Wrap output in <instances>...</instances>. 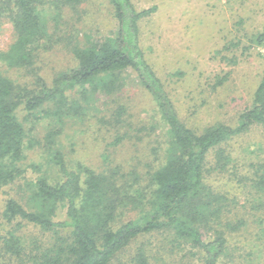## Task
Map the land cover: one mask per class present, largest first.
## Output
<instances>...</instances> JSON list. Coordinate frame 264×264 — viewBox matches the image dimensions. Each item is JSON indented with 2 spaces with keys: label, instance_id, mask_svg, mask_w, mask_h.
Instances as JSON below:
<instances>
[{
  "label": "trees",
  "instance_id": "trees-1",
  "mask_svg": "<svg viewBox=\"0 0 264 264\" xmlns=\"http://www.w3.org/2000/svg\"><path fill=\"white\" fill-rule=\"evenodd\" d=\"M48 1L0 0V28L9 23L13 31L9 45L0 48V189L27 173L22 165L27 135L18 117L20 109H24L25 119L30 117L33 123L43 117L52 120L45 138L50 151L49 167L55 172L47 173L32 164L30 167L42 174L27 180L24 203L12 196L3 202L2 252L19 260L28 257L33 264H110L137 237L166 233L169 243L198 256L203 264H218L229 235L243 222L233 224L224 215L227 198L216 191L209 176L228 171L231 158L223 149L226 142L253 124L264 128V74L253 92L251 106L238 116L237 125L214 122L202 129L192 128L179 116L139 46V22L155 7L138 10L132 0H108L118 22L114 36L96 41L87 36L85 41H72L74 37L67 33L60 38L57 32L49 31L52 24L44 16L49 7L43 6ZM60 1L73 7L85 0ZM62 39L68 40L75 64L56 72L51 80L37 75L33 86L5 74L9 69L38 74L36 59ZM252 41L264 47V29ZM126 72L138 78L139 85L134 90L144 99L141 102L157 112L158 122L164 126L166 146L159 164L145 173L144 186L138 182L142 177L136 169L122 173L117 164L107 171L81 162L72 165L54 147L63 130V118L93 117L89 113L93 110L96 116L95 100L114 97L127 89ZM221 83L222 80L218 81ZM132 100L129 106H111L108 119L100 121L110 127L125 122L122 116L131 117L128 110L134 105ZM118 140L120 137L115 143ZM212 151L220 159L216 170L207 163ZM261 163L254 177L244 180L256 203L255 209L264 212V162ZM59 209L64 212L61 221L56 219ZM20 224L52 231L53 244L44 248L35 243L27 250V243L18 234ZM64 231L67 234L61 235ZM208 233L211 237L206 236ZM261 239L264 227L254 238ZM258 254H264V245L259 247ZM133 264H150L144 250L139 249Z\"/></svg>",
  "mask_w": 264,
  "mask_h": 264
},
{
  "label": "rangeland",
  "instance_id": "rangeland-1",
  "mask_svg": "<svg viewBox=\"0 0 264 264\" xmlns=\"http://www.w3.org/2000/svg\"><path fill=\"white\" fill-rule=\"evenodd\" d=\"M56 1L49 0L43 5L49 7L45 8L44 16L52 24L49 31L57 32L60 38L67 33L74 37L72 41H85L87 36L96 41L114 36L117 31L118 22L108 0H85L73 7ZM132 3L138 10L155 7L139 22V46L182 120L197 129L214 122L237 125L238 116L251 106L253 92L264 74V47L252 41L254 35L264 29V0H132ZM58 12H61L59 18L56 17ZM12 34L11 24L4 23L0 28L1 49L9 45ZM64 40L36 59L38 74H26L17 69H9L5 74L33 86L37 75L51 80L56 72L75 64L71 47H67L68 40ZM126 75V90L114 97L101 96L95 100L96 116L93 110L89 111L93 117H64L63 130L54 147L60 149L72 165L81 162L107 171L117 164L122 173L136 169L143 178L138 182L144 186L147 183L145 173L149 167L157 166L163 155L164 126L158 122L157 112L141 102L144 99L134 90L139 85L138 78L134 73L126 72ZM220 80L222 83L218 84ZM129 100L134 105L128 110L131 117L122 116L125 122L110 127L100 121L108 119V108L118 104L129 106ZM105 103L110 104L105 106ZM25 115L24 109H20L18 117L27 135L22 161L27 173L0 189V213L8 196L22 200L27 180L42 174L39 169H32V164L47 173H55L49 167L50 151L45 138L52 120L43 117L33 123L30 117H27L29 121L25 119ZM129 121L131 123L126 124ZM117 137L120 140L115 143ZM223 149L231 158L228 171L212 173L209 182L227 198L224 215L228 220L233 224L243 223L229 235L218 264H264V254H258L264 239L254 240L264 227V212L255 209L256 203L244 180V177L253 178L259 163L264 162V128L251 125L246 132L226 142ZM219 160L212 151L207 163L216 170ZM56 219H64L63 210H58ZM18 234L27 243V250L35 243L50 247L55 239L52 231L27 224H20ZM66 234V231L61 233ZM206 236L211 237V234ZM169 240L166 233L139 236L110 264H133L139 249L146 252L150 264H203L198 256L180 250ZM0 264L33 263L28 257L19 260L4 254L0 248Z\"/></svg>",
  "mask_w": 264,
  "mask_h": 264
}]
</instances>
